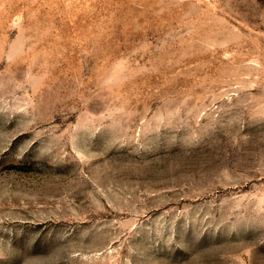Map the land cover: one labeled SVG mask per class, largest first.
I'll return each mask as SVG.
<instances>
[{
	"label": "rangeland",
	"instance_id": "rangeland-1",
	"mask_svg": "<svg viewBox=\"0 0 264 264\" xmlns=\"http://www.w3.org/2000/svg\"><path fill=\"white\" fill-rule=\"evenodd\" d=\"M0 264H264V0H0Z\"/></svg>",
	"mask_w": 264,
	"mask_h": 264
}]
</instances>
